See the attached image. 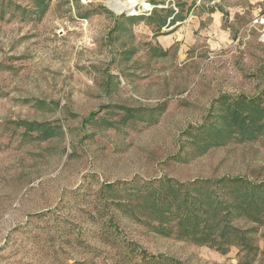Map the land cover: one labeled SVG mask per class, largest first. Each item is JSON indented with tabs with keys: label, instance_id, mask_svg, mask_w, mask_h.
I'll list each match as a JSON object with an SVG mask.
<instances>
[{
	"label": "rangeland",
	"instance_id": "rangeland-1",
	"mask_svg": "<svg viewBox=\"0 0 264 264\" xmlns=\"http://www.w3.org/2000/svg\"><path fill=\"white\" fill-rule=\"evenodd\" d=\"M108 1L0 0V264H264V0Z\"/></svg>",
	"mask_w": 264,
	"mask_h": 264
},
{
	"label": "built area",
	"instance_id": "built-area-1",
	"mask_svg": "<svg viewBox=\"0 0 264 264\" xmlns=\"http://www.w3.org/2000/svg\"><path fill=\"white\" fill-rule=\"evenodd\" d=\"M87 0H82V2H86ZM118 3H120L121 7L120 9L114 8V7H108V10L112 12L116 16H126L131 18H137L140 16H149L151 13L156 9H166L171 8L174 12V16L179 13L178 8L175 6V4L172 2V0L169 1L166 6H153L150 3H143L141 0H117ZM173 18H170L169 22ZM254 25L262 26L264 28V18L257 19L254 21ZM261 42L264 43V35L262 36Z\"/></svg>",
	"mask_w": 264,
	"mask_h": 264
},
{
	"label": "crops",
	"instance_id": "crops-1",
	"mask_svg": "<svg viewBox=\"0 0 264 264\" xmlns=\"http://www.w3.org/2000/svg\"><path fill=\"white\" fill-rule=\"evenodd\" d=\"M92 1H94V0H87L86 1V3H84V4H88V3H92ZM112 1H115V0H109L108 2H112ZM121 1H125V0H121ZM143 3H150L151 5H155V6H166V4H168L169 3V1L170 0H165L164 2H160V3H153V1L152 0H141ZM172 2L175 4V6L177 7V4H176V2H175V0H172ZM170 4V3H169ZM107 6V8H108V5H106ZM120 7V6H119ZM119 7H117L118 9H119ZM178 8V7H177ZM169 9H171V8H166V9H161V10H159V9H156V10H154L152 13H151V15H149V16H140V17H137V18H131V17H127V18H129V19H139V20H147V19H150V18H152L154 15H155V13H157V12H159V11H163V10H169ZM171 11H172V9H171ZM171 15H172V17L174 16V14H173V12H171L170 13ZM178 15H175V18H174V20L176 19V17H177ZM178 25H179V23H177ZM171 25V22H168V24L166 25H163L161 28L163 29V28H167V27H169ZM175 27V26H174ZM172 30H173V28H171ZM171 30V31H172ZM173 37H175V33H172V34H170V35H166V36H160V37H157L156 38V43H158L161 47H163L164 49H170L171 47H172V45L174 44V38Z\"/></svg>",
	"mask_w": 264,
	"mask_h": 264
},
{
	"label": "trees",
	"instance_id": "trees-1",
	"mask_svg": "<svg viewBox=\"0 0 264 264\" xmlns=\"http://www.w3.org/2000/svg\"><path fill=\"white\" fill-rule=\"evenodd\" d=\"M146 258H149L150 261H157L160 264H163V262L164 263H170V264H182V263H180L178 261H172V260H170L168 258H164L163 256H150V255H147Z\"/></svg>",
	"mask_w": 264,
	"mask_h": 264
}]
</instances>
